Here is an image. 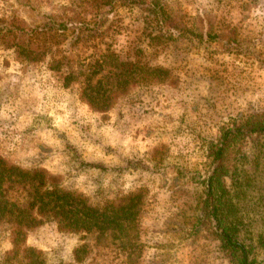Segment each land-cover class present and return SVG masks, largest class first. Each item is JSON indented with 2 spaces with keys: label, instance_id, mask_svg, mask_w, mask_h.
Segmentation results:
<instances>
[{
  "label": "rangeland",
  "instance_id": "obj_1",
  "mask_svg": "<svg viewBox=\"0 0 264 264\" xmlns=\"http://www.w3.org/2000/svg\"><path fill=\"white\" fill-rule=\"evenodd\" d=\"M152 1L188 35L157 32L142 10L109 0H0V158L46 171L94 207L145 195L127 235L43 222L16 255L0 225V264H230L202 215L208 148L222 128L264 115V0ZM116 59L162 68L163 81L129 85L96 111L80 91L106 89L122 70ZM228 163L239 241L264 264V135ZM31 197L21 184L0 194L21 208Z\"/></svg>",
  "mask_w": 264,
  "mask_h": 264
},
{
  "label": "trees",
  "instance_id": "obj_2",
  "mask_svg": "<svg viewBox=\"0 0 264 264\" xmlns=\"http://www.w3.org/2000/svg\"><path fill=\"white\" fill-rule=\"evenodd\" d=\"M110 4L119 3L123 7H136L145 13V19L151 18L157 32H165L170 37L188 35V27L169 13L160 2L146 0H109ZM210 35L207 31L205 35ZM122 70L119 75L115 64ZM109 65L108 74L116 76L106 89L96 84L93 90L86 87L80 96L94 110L107 111L114 99L127 90L129 85L155 84L163 81L162 68H153L138 62H121L115 60ZM111 75V76H112ZM123 77V78H122ZM103 87V83H102ZM264 135V115H251L238 122L222 128L219 141L211 143L208 157L212 170L207 180V197L203 203L202 215L211 235L219 247L226 253L230 264H251L249 253L239 241V231L231 216L229 200L226 197L225 181L229 174L228 156L230 152L248 137ZM6 184H21L32 191L31 201L27 208L17 203H10L0 198V225H8L11 234L12 253L18 251V242L31 228L45 222L55 223L61 232L96 233L121 231L127 235L134 227L144 205V193L137 191L116 202L106 203L103 207H94L81 195L64 190L57 183L55 176L44 170H23L7 164L0 158V194ZM17 255V254H16Z\"/></svg>",
  "mask_w": 264,
  "mask_h": 264
}]
</instances>
